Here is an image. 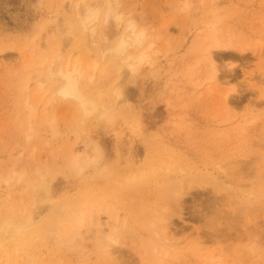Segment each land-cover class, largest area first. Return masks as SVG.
Returning a JSON list of instances; mask_svg holds the SVG:
<instances>
[{"label": "rangeland", "instance_id": "rangeland-1", "mask_svg": "<svg viewBox=\"0 0 264 264\" xmlns=\"http://www.w3.org/2000/svg\"><path fill=\"white\" fill-rule=\"evenodd\" d=\"M192 2L191 14L181 15L179 0H122L124 10L157 38L156 48L144 81L125 87L122 103L129 106L105 129L94 119L82 124L75 104L52 101L51 86L39 87L44 57L57 52L82 64L95 91L105 90L116 76L86 35L61 40L70 5L0 0V207L38 211L29 185L41 177L50 182L42 220L27 230L21 246H0V264H264V0ZM212 20L218 32L209 29ZM108 31L109 38L116 34L114 26ZM213 35L229 46L212 49L215 56L209 57ZM214 64L218 76L209 79ZM128 77L125 71L121 83ZM26 102L37 109L31 143L24 138ZM47 116L59 124L56 137L46 128ZM254 116L240 131L239 124ZM82 140L97 142L104 159L77 177L70 161L84 150ZM179 167L219 179H192L190 186L183 179L167 205L169 223L155 235L145 225L146 206L162 202L165 184L181 178ZM106 172L112 174L105 178ZM130 176L136 185L127 187ZM64 197L79 208L90 201L101 208L100 224L84 229L85 240L74 251L61 249L56 237L38 238V229L53 217V202ZM116 213L131 231L124 233L119 224L121 242L107 255L93 231L109 230Z\"/></svg>", "mask_w": 264, "mask_h": 264}, {"label": "clouds", "instance_id": "clouds-1", "mask_svg": "<svg viewBox=\"0 0 264 264\" xmlns=\"http://www.w3.org/2000/svg\"><path fill=\"white\" fill-rule=\"evenodd\" d=\"M65 3L70 5V10L67 11L69 19L65 21L63 18L61 39L74 40L77 34L86 35L90 46L99 49V60L114 66L116 76L105 90L95 91L92 77L79 61H65L62 56L52 59L44 57L39 87L47 89L51 86L52 101H70L75 104L80 111L82 124L94 119L99 126L103 125L108 129L120 118L121 110L129 106V103H121L126 85L144 81L145 71L153 63L157 38L134 14L124 10L122 0H65ZM193 6L192 0H179L177 10L181 15H189ZM58 18L50 25H55ZM113 26L116 34L110 39L105 33ZM209 29L218 32V22L212 20ZM220 48L225 46L214 41L207 52ZM213 68L218 76L217 64ZM125 71L129 73V77L126 84H122V74ZM28 90L25 87L22 91L27 93ZM24 107L29 116L24 138L26 143H31L36 134L31 118H34L37 109L28 102ZM46 128L53 137L60 134L59 124L54 117L46 121ZM81 143L84 144V150L74 153L70 161V167L77 177L84 176L104 159L103 150L97 142L82 140ZM105 170L101 168L100 172ZM105 242L109 246H115L117 239L107 236Z\"/></svg>", "mask_w": 264, "mask_h": 264}, {"label": "bare ground", "instance_id": "bare-ground-1", "mask_svg": "<svg viewBox=\"0 0 264 264\" xmlns=\"http://www.w3.org/2000/svg\"><path fill=\"white\" fill-rule=\"evenodd\" d=\"M66 6H68V4ZM67 9L64 12L68 16ZM68 19H69V16H68ZM108 33L109 31L107 29L105 34L107 35ZM212 37H213L212 44L214 41H219L225 46V48L229 46V43L224 42L221 39L219 40L217 35L215 36L213 35ZM75 53L76 51L70 52L68 57H71ZM216 54L218 55V53ZM56 55L62 56L61 52H57ZM211 55L212 57L213 55L215 56V54L209 53V57H211ZM65 61H71V60L66 59ZM72 62H77V61H72ZM215 77L217 76L215 75V71L213 68V71L210 74L209 79H213ZM24 114H25V119L29 117L25 111V107H24ZM256 118L257 116H254L251 119L246 120L243 124L240 123L239 124L240 131L241 130L245 131L249 124L254 123L256 121ZM47 119H49V116L45 118V120ZM238 161H240V159ZM236 163L237 162H235V164ZM236 165L235 167H232V169L237 168L238 170L237 169L236 170L238 172L240 170L239 169L240 167L239 168L237 167L238 165H240L239 162H238V165L237 166ZM179 168L180 169L178 168L176 169V172L181 175V178L179 180L167 182L165 184L163 188L164 195L162 197V202L158 203L156 207L146 206L147 208L145 209L146 213H145V218H144L146 219L145 225L147 227H150L151 231L155 235H160L163 229H165V227L168 225L169 220H170V214H169V209L167 208V205L173 201V198H175L174 194L177 193L176 190L180 188L182 185H184L182 183L183 179L185 181H188L187 183L189 186L191 185L192 179L193 181L195 179V180H199L202 182H205V181L214 182V181H218L219 179L218 177H216L217 175H214L212 172L210 173L209 171H197V172H187L186 171L185 172L184 168L182 167H179ZM236 170L235 172H232V173L234 174L237 173ZM225 173L227 174V172H224V174ZM111 174L112 172H106L105 178H107ZM226 177L228 179V176ZM134 185H136V180L134 179V176H130L127 179V187L128 186L132 187ZM49 187H50V182H47L44 179V177L38 178L37 180H35L29 185V188H30L29 197L31 196L33 207H37L38 211H36L35 209L34 211L33 209L32 210L28 209L24 213L22 212L14 213L12 210H8V209H4L0 207V246L4 245L5 243H7L8 246H13L15 245V243L19 246L23 244V241L25 240V237L27 235V230L30 228L37 227V225L42 220L43 210L41 209L44 208L43 207L44 201H47L50 198ZM76 199H78V197ZM74 202H75L74 200L68 199L67 197H64L61 200L53 202L52 212H51L53 217L50 219V221L47 224L43 225L40 228V230L38 229V232L40 231L38 238L40 236L44 238H48L50 236L52 238L56 237L58 240V244L62 246L61 249L63 250L69 249L70 251H74L75 249L80 248L85 240V236L83 234L84 229H91L92 227L96 228V226L100 224V218L98 217V215L99 213H101V208H99L98 206H95L94 205L95 202L93 201L88 202V204L84 205L81 208L76 207ZM106 211L108 212V209H106ZM113 216L114 217H113L112 224L109 223V228H110V229L108 228L109 230L103 229V230L93 231L97 235L96 241L98 244V249L107 255H113L117 249L114 246L107 245L105 242V237L114 236L117 239L116 244H118L121 242L120 234H118V225L121 224V230L124 233L131 231L126 221H123L120 223V213H116ZM164 238L165 239L163 242H166V240L168 242V238L166 237ZM161 241H162V238H161ZM172 242L174 243L175 240L169 242L171 243L170 245L177 246L176 242L174 244ZM253 253L254 251H252L251 249L248 255L249 260L252 259ZM218 263L224 264L222 262H218Z\"/></svg>", "mask_w": 264, "mask_h": 264}]
</instances>
